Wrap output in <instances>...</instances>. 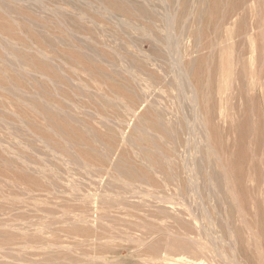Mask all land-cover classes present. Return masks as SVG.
Instances as JSON below:
<instances>
[{
	"label": "rangeland",
	"instance_id": "obj_1",
	"mask_svg": "<svg viewBox=\"0 0 264 264\" xmlns=\"http://www.w3.org/2000/svg\"><path fill=\"white\" fill-rule=\"evenodd\" d=\"M231 4L0 0V264H264V0L226 24ZM202 57L204 93L185 68ZM241 121L247 206L224 170Z\"/></svg>",
	"mask_w": 264,
	"mask_h": 264
},
{
	"label": "bare ground",
	"instance_id": "obj_2",
	"mask_svg": "<svg viewBox=\"0 0 264 264\" xmlns=\"http://www.w3.org/2000/svg\"><path fill=\"white\" fill-rule=\"evenodd\" d=\"M232 1V6L231 9L229 11H227L228 13L225 14L223 20L224 22H226V24H228V21L231 19V13L235 14L237 12V10L240 9V5H242L244 2L248 1V0H231ZM242 8V6H241ZM225 12V11H224ZM213 13V12H212ZM230 14V15H229ZM210 18V17H209ZM209 20V19H208ZM205 25V24H204ZM225 25V24H224ZM241 26L238 27V30ZM9 29H11L10 24H7L4 20L3 17L0 16V31L1 32H6ZM12 30V29H11ZM262 31V30H260ZM262 38V37H261ZM262 41L263 38L261 39ZM262 46V45H261ZM261 49H264V44L263 47H261ZM234 51V50H233ZM221 53H222V58L223 61L220 65L221 70H225V72H228L227 75V79H225V81L223 82L224 87L226 86H231L232 85V80H233V74L231 72V66L232 63L230 61L232 53L234 54V52H232L231 47L229 46H222L221 47ZM221 58V59H222ZM76 60L78 62H81L85 65V67H87L88 69H90L93 72V75L101 80H104L105 77L102 73V71H100L98 68L93 67L90 62L84 58H76ZM205 60L204 57L199 58L198 63L196 64V66H187L185 67L187 69L188 75H189V80L190 83L192 84V86L198 90V91H203V88L206 86H211V84H209L208 80L205 78ZM35 68V66H34ZM37 68L40 69L41 71H44V69L46 70L45 66H41V65H37ZM86 68V69H87ZM262 68V67H261ZM260 76V83L259 84H264V71H262L261 69L259 70V72L257 73ZM105 82H107L111 89L113 91H117V92H121V93H127L125 88L118 83L117 81H111V80H105ZM211 83V82H210ZM214 83V82H213ZM242 92V90H240V93ZM208 108V107H206ZM204 110V112H206V120L208 121V124L210 126V130H212V134L211 136L214 137V142L218 145L221 146V142H222V135L219 133V131L216 129V127L212 124L213 120H212V105H209L210 109H206ZM155 124V119L153 118L152 113L149 110H144L142 112V114L140 115V117L137 119L136 121V125L134 126V133L137 130H143L144 127H148V126H154ZM212 124V125H211ZM53 128H58L57 131L59 129L61 130H67L68 126L67 124H65L64 122H60L57 119H55V123L53 124ZM236 135H237V147L236 150L231 154L230 157H228L227 162L224 164V170L225 173L227 175V177H229L230 179H233L234 184L236 186V195H238V198L242 201V203L247 206L248 204V191L245 188V181L247 178V174H246V170H245V163L248 161L249 155L246 151V144L248 142V137L250 135V127L248 125V123L246 121H241L236 127ZM137 129V130H136ZM72 135V133H71ZM74 139L78 140L77 138L79 137L77 134H73L72 135ZM212 139V137H211ZM256 144L259 146V139L256 138ZM150 145H152L153 143L149 142ZM129 174L131 176L132 173L129 171ZM146 176L148 174H145ZM179 242L176 243H170L167 245V247H169V249H171L172 251H176V252H184L186 250V253L189 251V247L184 246L183 244H178ZM162 249V242L158 241L156 242V245L152 246L151 250L153 253H157ZM246 261L250 263L249 259L247 257ZM259 264H261L259 262Z\"/></svg>",
	"mask_w": 264,
	"mask_h": 264
}]
</instances>
